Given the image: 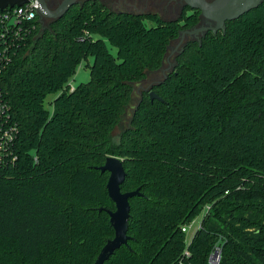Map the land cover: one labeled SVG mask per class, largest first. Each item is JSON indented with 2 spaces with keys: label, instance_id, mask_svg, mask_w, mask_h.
Instances as JSON below:
<instances>
[{
  "label": "trees",
  "instance_id": "1",
  "mask_svg": "<svg viewBox=\"0 0 264 264\" xmlns=\"http://www.w3.org/2000/svg\"><path fill=\"white\" fill-rule=\"evenodd\" d=\"M167 1L178 17L81 0L46 26L37 21L4 69L19 133L17 159L0 165V264L94 263L115 235L101 210L116 209L110 172L98 168L109 156L123 161L122 191L142 194L130 198L132 239L104 264H214L216 247L218 264H264V1L226 30L185 40L114 138L134 84L203 19ZM83 63L90 79L74 86ZM201 213L187 245L182 228Z\"/></svg>",
  "mask_w": 264,
  "mask_h": 264
},
{
  "label": "water",
  "instance_id": "2",
  "mask_svg": "<svg viewBox=\"0 0 264 264\" xmlns=\"http://www.w3.org/2000/svg\"><path fill=\"white\" fill-rule=\"evenodd\" d=\"M41 4L39 13L41 17L58 19L64 16L68 10L81 0H62L60 4L52 9L47 0H38ZM184 4L192 9L200 10L201 16L210 23L202 26H195L192 29L182 31L179 44L186 40V35H198L201 31L226 30V22L237 19L250 10L257 8L264 0H183ZM29 0H0V9L9 6L23 5ZM200 39V38H199ZM184 49V46L183 48ZM168 76L167 73L164 75ZM163 81V80H162ZM159 81V82H162ZM150 89V87L148 88ZM151 100L161 99L155 92H150ZM102 172H110L107 188L110 198L115 202L116 209L101 208L110 215L111 224L115 230L113 238L108 239L103 246L95 262L92 264H104L122 245H128L132 237L128 234L130 219V198L141 195L140 188L131 191H122V184L126 180V171L123 161L117 156L107 157L105 163L98 167Z\"/></svg>",
  "mask_w": 264,
  "mask_h": 264
},
{
  "label": "built area",
  "instance_id": "3",
  "mask_svg": "<svg viewBox=\"0 0 264 264\" xmlns=\"http://www.w3.org/2000/svg\"><path fill=\"white\" fill-rule=\"evenodd\" d=\"M41 4L38 0H29V2L19 6H9L0 9V76L7 66L19 54L20 50L27 46L29 38L37 29V21L41 22L39 9ZM74 88V86H72ZM19 133L18 122L13 118L12 109L6 95L0 85V165H10L17 159L15 153V141ZM201 222L196 225L195 220L183 226L182 230L186 232V243L189 245L192 241ZM190 233L191 236H188ZM184 256H190L188 248L184 251ZM221 259L220 247H216L210 261L218 264Z\"/></svg>",
  "mask_w": 264,
  "mask_h": 264
},
{
  "label": "rangeland",
  "instance_id": "4",
  "mask_svg": "<svg viewBox=\"0 0 264 264\" xmlns=\"http://www.w3.org/2000/svg\"><path fill=\"white\" fill-rule=\"evenodd\" d=\"M102 1L107 6H109L111 9H114L117 11L125 10L129 12H157L164 19L176 18L179 16V13H180V7L172 6V4L168 2L167 0H102ZM148 23L150 24L149 21ZM47 24H48V21L47 22L45 21L43 23L44 26H46ZM188 38H191V37H188ZM184 43L185 41L179 44V39L174 41L171 44V47L169 49L168 56H167V59L165 60L163 68L158 71L149 72L146 79L134 84L133 100L130 103V105L127 107V110L125 114L123 115L121 122L113 130V135H114L115 140H117L120 134L122 133V131L126 127H128L130 123V118H131L133 108L137 100L139 99L142 90L151 87L154 83L160 81L165 75V73L172 70V67L174 66L175 55L180 51ZM111 51L114 54H116L117 48L114 46H111ZM90 60L92 61V57L90 58ZM89 79H90V68L87 67L83 63L79 66L77 73L72 79V84L76 86L81 82L88 81ZM49 99H52V96H50ZM203 213H201L194 219L196 225L201 222ZM191 234L192 233H190L188 236H191Z\"/></svg>",
  "mask_w": 264,
  "mask_h": 264
},
{
  "label": "flooded vegetation",
  "instance_id": "5",
  "mask_svg": "<svg viewBox=\"0 0 264 264\" xmlns=\"http://www.w3.org/2000/svg\"><path fill=\"white\" fill-rule=\"evenodd\" d=\"M62 0H47V2H48V4H49V7L50 8H52V9H54V8H56L59 4H60V2H61ZM176 2H179V0H175ZM183 1V0H182ZM184 2V1H183ZM185 5V4H184ZM51 18H48V17H41V21L44 23L45 21L47 22V21H49ZM210 23L208 22V20H206L205 18H203L196 26H202V25H209ZM195 27V26H194ZM192 29V28H191ZM219 31V30H218ZM207 32H209V31H201L200 33H198V35H189V34H187L186 35V40H189V39H191V38H196V39H199V38H201L203 35H205ZM188 37H191V38H188ZM179 41H180V39H179Z\"/></svg>",
  "mask_w": 264,
  "mask_h": 264
},
{
  "label": "crops",
  "instance_id": "6",
  "mask_svg": "<svg viewBox=\"0 0 264 264\" xmlns=\"http://www.w3.org/2000/svg\"><path fill=\"white\" fill-rule=\"evenodd\" d=\"M75 86V85H74Z\"/></svg>",
  "mask_w": 264,
  "mask_h": 264
}]
</instances>
